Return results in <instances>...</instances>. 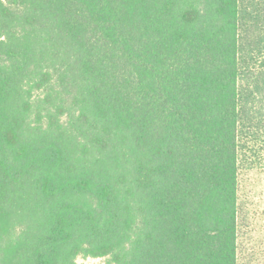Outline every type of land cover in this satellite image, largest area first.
Here are the masks:
<instances>
[{
    "label": "trees",
    "instance_id": "trees-1",
    "mask_svg": "<svg viewBox=\"0 0 264 264\" xmlns=\"http://www.w3.org/2000/svg\"><path fill=\"white\" fill-rule=\"evenodd\" d=\"M240 9L0 0V264H251Z\"/></svg>",
    "mask_w": 264,
    "mask_h": 264
},
{
    "label": "rangeland",
    "instance_id": "rangeland-1",
    "mask_svg": "<svg viewBox=\"0 0 264 264\" xmlns=\"http://www.w3.org/2000/svg\"><path fill=\"white\" fill-rule=\"evenodd\" d=\"M240 17L243 77L249 90L255 91L251 95L245 92L250 104H246V118L253 120L254 131L249 134L257 139L247 144L241 173L240 244L245 262L251 259V264H264V0H241ZM101 262L104 260H78L79 264Z\"/></svg>",
    "mask_w": 264,
    "mask_h": 264
}]
</instances>
